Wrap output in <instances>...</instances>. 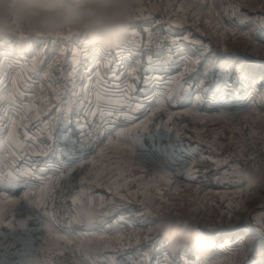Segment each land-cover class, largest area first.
Returning <instances> with one entry per match:
<instances>
[{
	"label": "snow or ice",
	"instance_id": "obj_1",
	"mask_svg": "<svg viewBox=\"0 0 264 264\" xmlns=\"http://www.w3.org/2000/svg\"><path fill=\"white\" fill-rule=\"evenodd\" d=\"M156 11L169 14L166 36L153 32L150 27H143L144 24H149L145 12L151 15ZM137 21L142 23H136ZM189 21L191 28H184ZM129 22V39L115 50L89 47L82 34L71 29L55 36H44L26 32L17 25L13 33L0 39V94L8 97L6 101H0V143L4 145L3 150H0V225L7 220L6 226L10 229L8 233L0 231V236L4 237L5 243L9 237L12 241L7 246L0 243V264H31L34 257L41 258L44 264H51V257L56 254L54 248L71 251L75 257L73 264H264V202L259 205L258 212H248V200L254 193L246 189L242 181L232 179L227 170L223 175L227 178V183L236 189V193L229 199L226 213L219 214V219L222 222L226 214L231 225L234 218H242L240 212L248 213V222L236 227L217 228L216 220L205 219L198 214L197 201L191 196L187 198L185 205L184 198L180 196L182 189L177 187L175 190L180 201L178 203L165 199L160 185L152 183L147 187L154 188L156 195L141 192L140 187L143 185L138 186L136 192V195L143 197L138 203L141 205L139 222L144 227L137 229L133 226L132 231L126 232L124 226L128 224V219L120 213V204L115 198L106 202L103 196L97 198L91 195L93 187L106 184L110 191L115 189V195L121 201L130 200L133 196L132 192L121 195L120 190L126 189L130 184L125 178L126 173L130 174L127 158H135V152L127 143L117 141L126 133L136 131L138 135L132 144L139 143V133L149 129L148 121L134 124L132 113L139 111L148 101L157 105L156 111L165 112L171 122L177 113L168 111L170 107H183L186 103H193V96L195 107L205 102L202 96L191 90L193 87L199 92H218L221 96L234 95L239 89L245 92L244 111L254 118V124L259 122L264 125V112H257L255 103H247L258 96L259 106L264 108V0H177L176 3L169 0L167 4L149 6L143 4L142 0H135ZM140 28L147 33V42L139 31L134 30ZM193 29L207 37V41L195 39ZM224 34L230 36L234 44H242L246 50L251 49L260 55L220 57L216 48L224 47L227 51V43H222L220 39ZM17 35L19 38H16ZM164 41H169L167 46ZM186 41L189 43H185ZM213 41L216 42V48H213ZM65 53L71 55V61L67 60ZM133 55L140 57L134 63L142 68L143 87L139 90L136 89V83L139 82L136 67L128 72L133 64ZM61 58L71 70L61 72L64 83L61 87H56L54 85L59 81L54 73L61 69ZM141 60H146V64H141ZM100 61H103V65ZM108 65H112L107 69L111 73V82L99 71L101 66ZM197 67L200 71H196ZM121 68L124 71L118 73ZM174 71L178 72L177 76L171 75ZM13 72H16L15 77L11 75ZM193 72L194 84L191 82L193 78L189 77ZM125 75L127 79L122 80L121 77ZM38 83L39 108L35 107L33 100L30 99L25 104L21 99L25 95L24 90L35 92L34 86ZM249 89L252 91L249 92ZM47 90H50V95ZM133 92H136L135 96L131 95ZM141 96L144 97L143 100L140 99ZM104 97L115 99L105 100ZM223 103L226 105L227 101ZM44 114L48 116L47 121L39 119ZM184 114L199 116V113L191 111ZM242 114L243 112H238L234 115L238 118ZM226 116V113H221L219 117L212 119H224ZM121 118L123 122L133 123L134 126L132 129L121 128L116 131L114 141L111 132L119 126ZM247 118L246 116L245 119ZM33 119L38 121L34 127L45 136L44 140H40L35 133L29 135L32 130L27 128V123ZM204 122L205 120H200V123ZM58 125L64 126L62 131L67 134V145L73 153L76 150L73 137L77 133L81 140L109 137L107 144L97 154L101 160L108 161L104 163L103 169L98 168L97 157L90 161L82 160L79 164L66 163L60 158L63 155L61 152L56 153V160L38 159L52 152L46 141L53 139ZM163 126L172 131L168 124ZM21 128L27 130L21 133ZM180 134L177 131L178 138ZM21 136L24 138L23 142ZM203 142L209 143L211 148L216 143L215 134L211 142ZM234 143L238 152L242 153L240 142ZM113 150L114 156L111 154ZM237 155V152L233 153V156ZM214 163L219 168L221 164L229 165L230 162L226 157ZM260 163L264 165V160ZM231 167L234 171L238 165ZM252 167L256 168V164ZM85 168L88 169L86 173ZM77 169L80 170L78 191L75 190L77 185L73 183V173ZM49 171L53 173L52 176L47 175ZM183 174L190 180L195 179L192 168L186 167ZM166 176L167 173H163L160 179L170 184L171 181L166 180ZM121 179L124 180L123 184L119 183ZM216 180L219 183L221 177L216 176ZM37 181L42 185L39 200L36 199V193L31 191ZM62 181L65 187L74 192L70 195L71 207L67 206L66 200L61 196L62 203L54 205L50 212L49 203L56 200L54 191ZM14 182L24 183L30 191L24 192L19 199L7 196L4 186ZM199 191L196 189L197 194ZM84 204L95 207L101 221L111 215L114 223L100 221L91 231L80 227L83 222L78 216V208ZM9 206L12 219H8L5 214ZM35 208L42 209L43 213L38 229L29 223L35 220ZM181 210L189 213L194 222L217 228L214 232H204L206 237L216 241V248L210 255L201 256L190 246L179 252L169 253L168 243L158 238L153 228L157 220L165 214H178ZM61 212L64 214V223L58 227L67 235H53L49 223L61 219L58 215ZM96 238L104 241L103 253L95 258L85 256L81 251L83 243ZM133 241L140 247L132 253L125 251Z\"/></svg>",
	"mask_w": 264,
	"mask_h": 264
},
{
	"label": "rangeland",
	"instance_id": "obj_2",
	"mask_svg": "<svg viewBox=\"0 0 264 264\" xmlns=\"http://www.w3.org/2000/svg\"><path fill=\"white\" fill-rule=\"evenodd\" d=\"M173 3H176L177 0H172ZM184 2H192V0H184ZM211 2V0H209ZM219 2V0H217ZM142 3L146 6L150 4H160L169 3V0H142ZM145 16L149 21V24H144L143 27H150L151 30L155 33H158L161 36L167 35V27L169 14H166L162 11L152 12L149 15L145 12ZM155 21V22H153ZM136 23H142L141 21H137ZM175 27V25H173ZM184 28H191V21L188 24L183 26ZM23 29V27H22ZM24 30V29H23ZM140 32L141 37L147 42V33L143 31V28L134 29ZM193 37L195 39H204L207 41V37L201 35V33L195 32L193 29ZM16 38H19L18 35ZM221 42L227 43V51H225L224 47L216 48V42L213 41V48H216L217 54L222 58L228 57H244V56H259L260 53L253 52L251 49H245L242 44H234L227 34L221 36ZM169 41H164L165 46H167ZM189 43V42H185ZM65 56L68 61H71V55L69 53H65ZM28 59H31V56H28ZM133 60V64L129 67L128 72L132 71L133 67H136V71L142 68L137 67L134 63L135 60L140 59V57H136L133 55L131 58ZM103 65V61H100ZM141 64H146V60H141ZM108 67H112V65H108L107 67L101 66L99 71L102 76L106 77L109 82H111V73L108 72ZM71 69L69 68L68 63L64 62V59L61 58V69L60 71L54 73L56 75L59 83L54 85L56 87H61L64 81L61 78V72H68ZM19 70L17 69V72ZM95 71V69H93ZM124 69H118L119 72H123ZM12 77L16 76V72H13ZM171 75L177 76L178 72H172ZM122 80L127 79V76L121 77ZM45 85L47 82H44ZM36 91H25V95L21 97L25 104L29 103L30 99L35 102V107H41V104L37 97L39 96V83L35 86ZM249 92L252 90L249 89ZM47 93L50 95V90H47ZM196 95H201L198 91L195 92ZM6 95V94H0ZM136 95V93H135ZM208 96L204 97V103L199 107L194 106L195 96L192 97L193 103H188V107L185 108H177L170 107L168 111L177 113L172 119L171 122L168 121V116L163 111H156L157 105L154 102L148 101L144 103L139 111L132 113L134 116V124H140L142 121H148V131L141 132L139 135L141 139L139 143L133 145L132 141L137 137L138 133L136 131H132L130 133H126L125 136L121 137L119 141L120 143H127L129 147H133L135 152V158L132 156H128V162L130 164V174L126 173L125 178L130 182L129 186L120 190L121 195H126L127 192H132L133 196L130 200H120L119 196L115 195V189L112 191L109 190V187L105 184V186L101 187H93L91 195L99 198L100 196L105 197V201L115 200L120 204V213H122L127 219L128 224L124 226L126 232L132 231L133 226L137 229H141L144 226L139 222V212L141 211V205L138 203L143 197L141 195H136L137 187H140L141 192H150L151 195H156V191L154 188L147 187L149 184L158 183L160 185V191L165 197V199H170L176 202H180L175 194V190L177 187L182 189L180 192V196L183 197V202L187 205V198L191 196L194 200L197 201L198 205V214L203 216L205 219H214L217 223V228H229L236 227L240 224L247 223L249 220L248 213L240 212L241 219L234 218L229 225L228 216L225 214L224 220L220 222L219 214L226 213L227 204L230 198L236 193V189L227 183V178L224 177V172L227 170L230 173V177L235 179L234 172L232 170V165H238L237 168H253L252 165L255 163L256 167L262 168L261 160H264V125L261 123H253V117L248 116V113L244 111L246 101H245V92L243 90H236L234 95L221 96L218 92H208L206 94ZM115 99V97H104V99ZM94 99V97H93ZM141 100L144 99L143 96L140 97ZM211 100V103L208 101ZM227 101L225 105L223 102ZM248 104L255 103L257 112H264V108L259 106V97L255 96L252 100L247 101ZM192 104V105H191ZM191 111L193 113H199V116L194 115H185L184 113ZM155 112V114H153ZM243 112L238 118L235 113ZM221 113H226L227 116L224 119H212L214 117H219ZM248 117L245 119V117ZM48 117L47 114H44L39 117V119H43ZM19 119V117H15ZM205 120L204 123H200V120ZM98 120V118H97ZM32 121H36L33 119ZM30 121L27 123V128H30L32 132L29 133L31 136L32 133H35L39 136L40 140H44L45 136L42 135L36 127H34L33 122ZM7 123V120H5ZM168 124V127L172 129V131H168L163 125ZM187 125L185 128L184 126ZM61 126V125H59ZM133 123L123 122L121 118V122L118 127L115 128V131L111 132V138L116 140V131H120L121 128L124 129H132ZM239 129L238 131H233V129ZM59 129V127H57ZM27 129L21 128L19 131L23 133ZM179 131L181 134L179 138L176 133ZM199 133V136L197 135ZM255 133V134H253ZM65 134V133H63ZM216 136V143L209 147V143H204L203 141L211 142L213 135ZM67 135H56L54 133L53 139L51 141H46L52 148V152L47 156H40L38 159L41 160H56L58 157L56 156L57 152L63 153L62 159L66 163L71 164H79L82 160H91L93 157H97V164L99 169H103L104 163H107L106 160H101L98 157V153L101 148L107 144L108 138L107 136L102 137L100 140H97L96 137H93L91 140H81L79 138V133H77L73 140L78 144L76 146L75 152H71L67 145ZM21 140L23 142L24 138L21 136ZM235 141H239L242 153L238 152ZM4 145L0 143V150H3ZM115 150L111 153L114 156ZM237 152V156H233V153ZM31 155V153H29ZM238 156H242V158H238ZM229 159V165L221 164L219 168L214 163L216 160H223L224 158ZM34 159L37 157H33ZM135 160V162H133ZM19 163H23V161H19ZM91 167V165H89ZM186 167L192 168L194 170V180H190L187 175L183 174V171ZM236 168V169H237ZM88 171L87 168L84 169L86 173ZM163 173H167L165 177L166 180L171 181V183H165L164 180L160 179V175ZM48 176H52L53 173L49 171L47 173ZM79 175L80 170L77 169L76 172L73 173V183L77 185L76 191L79 190ZM111 175V173H109ZM119 175V173H117ZM202 175V176H201ZM220 176L221 180L218 183L216 180V176ZM116 179L115 176L112 177ZM35 188L31 189L36 193V196L41 195V191L38 188V184L41 185L38 181L35 182ZM119 183L123 184L124 180L121 179ZM9 184H7L8 186ZM245 186V185H244ZM246 188V186H245ZM14 192L11 195H22L26 191H30L28 188L24 191V189L20 191L19 188H14ZM196 189H199V193L197 194ZM5 194L10 197V194L4 187ZM10 191H13L10 189ZM254 195L248 200V212H253V210L259 211V205L261 202H264V191H252ZM74 194L70 189L65 187L64 182L62 181L60 185L55 189L54 196L56 200L54 202L49 203V211L51 212L54 205L59 206L61 201V196L66 200L67 206L71 207V199L70 195ZM235 202V201H233ZM41 211V209H39ZM61 219H57L52 221L54 224H63L64 221L62 219L63 213H58ZM114 223L112 216L104 217L101 223ZM107 223H105V227H107ZM154 226V225H153ZM83 227V226H80ZM217 228H210L201 223V229L203 232H214ZM8 229V228H7ZM1 231L4 232L3 226ZM160 240H164L158 235ZM9 242L11 238L8 239ZM165 241V240H164ZM8 242V243H9ZM143 243V242H142ZM140 247L134 241L130 248L126 247L125 251L134 252V250ZM169 251V249H168ZM56 254L51 257L55 259L56 257L69 256L73 261L75 257L73 256L71 251H65L63 248H57V251H54ZM179 252V251H178ZM169 253H171L169 251ZM79 255V253H77ZM223 259V257H219Z\"/></svg>",
	"mask_w": 264,
	"mask_h": 264
},
{
	"label": "clouds",
	"instance_id": "obj_3",
	"mask_svg": "<svg viewBox=\"0 0 264 264\" xmlns=\"http://www.w3.org/2000/svg\"><path fill=\"white\" fill-rule=\"evenodd\" d=\"M134 7L135 0H0V39L13 33L17 25L26 32L44 36L71 29L82 34L89 47L115 50L129 39V16ZM7 99V95H0V101ZM233 172L235 179L242 181L249 191H264V168H237ZM78 216L89 231L102 219L97 209L87 204L78 208ZM153 228L173 253L190 246L201 256H208L216 248L215 239L206 237L201 224L183 210L165 214ZM81 251L87 257H98L104 251V241L86 240ZM31 264L44 262L34 257Z\"/></svg>",
	"mask_w": 264,
	"mask_h": 264
},
{
	"label": "crops",
	"instance_id": "obj_4",
	"mask_svg": "<svg viewBox=\"0 0 264 264\" xmlns=\"http://www.w3.org/2000/svg\"><path fill=\"white\" fill-rule=\"evenodd\" d=\"M181 70H182V69H181ZM196 71H200V68L197 67ZM136 74L139 76V82L136 83V89L139 90L140 88L143 87V75H142L141 70L138 71V69H137V71H136ZM189 77H192V78H193V79L191 80V82L194 84V83H195V81H194L195 73H194V72H193V73H190V74H189ZM186 78H188V77H186ZM129 82L131 83L132 81H129ZM191 90H192L194 93L197 91L195 87H193ZM198 92H199V91H198ZM135 93H136V92H133V93H131V95L135 96ZM199 93H200L201 95H203L204 97H207V98H208V96L206 95L208 92H207V93H205V92H199ZM211 93H212V92H211ZM204 97H203V98H204ZM204 100H205V99H204ZM185 107H188V103H186L182 108H185ZM177 108H181V107H177ZM47 119H48V117H45V118H43L42 120L47 121ZM32 122H33V125H36V124L38 123L37 120H36L35 122H34V121H32ZM58 127H59V129H57L54 133H55L56 135H62V136L64 135V136H66L67 134H66V133L63 134V131H62L64 126H63V125H61V126L58 125ZM37 129H38V128H37ZM41 159H42V158H40V160H41ZM201 176H202V175H201ZM4 187H5L6 190L8 191L7 193L10 194V197H11V198H15V199H19L22 195H19V196H17V195H11V193L14 192V190H16V189H14V188H19L20 191H21V189H22V190L24 189V191L27 189V187H26V186L24 185V183H22V182H20V183H16V182H14V183L9 184L8 186H7V184H6ZM41 187H42V185H39V184H38V188L41 189ZM10 189L13 190V191H10ZM40 197H41V195H38V196H36V199L39 200ZM41 211H42V209H41ZM41 211H39L38 208L33 209V213H34V216H35V220H33V221H29V223H30V224H34L35 227H36L37 229L39 228V220H40V219L42 218V216H43V213H42ZM5 214L7 215V218H8V219H12V215H11V207H10V206L8 207V210H7V212H6ZM18 218H19V217H18ZM6 225H7V220L4 221V224H3V225H0V231H1L2 226H3L4 233H8V232L10 231V229H7V226H6ZM49 226L52 227V229H53V235H61V236L67 235L66 232H64L60 227H58V224L56 225V224L50 222V223H49ZM9 238H10V237H9ZM8 242H9V240L5 243L4 237H3V236H0V243H5V246H7ZM11 242H12V241H10L9 243H11ZM61 249H62V248H61ZM54 251H57V248H54Z\"/></svg>",
	"mask_w": 264,
	"mask_h": 264
},
{
	"label": "built area",
	"instance_id": "obj_5",
	"mask_svg": "<svg viewBox=\"0 0 264 264\" xmlns=\"http://www.w3.org/2000/svg\"><path fill=\"white\" fill-rule=\"evenodd\" d=\"M78 139H80V137ZM77 145L78 144L76 143V146ZM262 166V168H264V165ZM51 264H73V260L69 256L56 257L51 260Z\"/></svg>",
	"mask_w": 264,
	"mask_h": 264
},
{
	"label": "bare ground",
	"instance_id": "obj_6",
	"mask_svg": "<svg viewBox=\"0 0 264 264\" xmlns=\"http://www.w3.org/2000/svg\"><path fill=\"white\" fill-rule=\"evenodd\" d=\"M192 105V104H191Z\"/></svg>",
	"mask_w": 264,
	"mask_h": 264
}]
</instances>
